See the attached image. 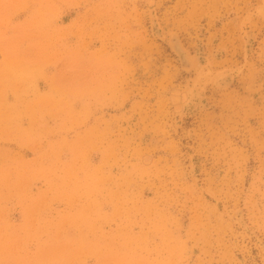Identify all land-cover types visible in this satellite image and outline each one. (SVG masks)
<instances>
[{"label": "rangeland", "instance_id": "rangeland-1", "mask_svg": "<svg viewBox=\"0 0 264 264\" xmlns=\"http://www.w3.org/2000/svg\"><path fill=\"white\" fill-rule=\"evenodd\" d=\"M0 264H264V0H0Z\"/></svg>", "mask_w": 264, "mask_h": 264}, {"label": "bare ground", "instance_id": "bare-ground-1", "mask_svg": "<svg viewBox=\"0 0 264 264\" xmlns=\"http://www.w3.org/2000/svg\"><path fill=\"white\" fill-rule=\"evenodd\" d=\"M251 15V14H250ZM154 18V17H153ZM153 23V22H152ZM155 28L157 27L156 26V23H153ZM154 28V27H153ZM173 35V34H172ZM175 36V35H174ZM170 38V37H169ZM252 38V37H251ZM171 41H172V46L174 47V49L176 50V52L181 56L180 58L183 59V63H184V68H191L193 66H196V62H195V59H194V54L191 55V53L183 47V44L178 40V37L177 38H171ZM196 64V65H194ZM196 68V67H195ZM232 71V70H231ZM221 74V73H220ZM227 74V73H226ZM229 74V73H228ZM201 75V74H200ZM217 78V77H216ZM222 78V77H221ZM223 80V79H221ZM224 81V80H223ZM191 93V92H190ZM192 95V94H191ZM195 97V96H194ZM203 97V96H202Z\"/></svg>", "mask_w": 264, "mask_h": 264}]
</instances>
